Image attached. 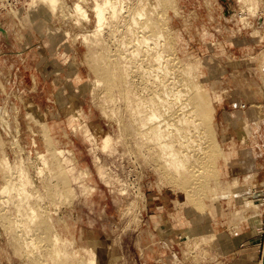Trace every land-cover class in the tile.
Listing matches in <instances>:
<instances>
[{"label":"rangeland","instance_id":"rangeland-1","mask_svg":"<svg viewBox=\"0 0 264 264\" xmlns=\"http://www.w3.org/2000/svg\"><path fill=\"white\" fill-rule=\"evenodd\" d=\"M42 1L0 0V22L48 35L67 65L55 128L0 67V264H229L235 234L194 233L208 199L214 224L244 225L264 264V185L239 183L264 181V0H113L104 17L86 0L91 17L72 24L77 0L57 16Z\"/></svg>","mask_w":264,"mask_h":264},{"label":"crops","instance_id":"crops-1","mask_svg":"<svg viewBox=\"0 0 264 264\" xmlns=\"http://www.w3.org/2000/svg\"><path fill=\"white\" fill-rule=\"evenodd\" d=\"M254 9L255 11L257 10L256 16H258L259 11L256 1L254 2ZM254 14L255 13H253L252 15L255 16ZM263 16L264 15L261 14L258 20L261 19V21L264 22ZM39 20L40 19H38L37 21ZM0 24H3L4 29L6 28L7 31V36H4L2 34L0 41V67L2 66L3 68H5L7 73H11V80L8 83L7 89L13 91L14 94L19 93L20 95L25 94L24 92L26 91L30 96V98L27 99L32 100L37 105L38 111L45 117L47 122L51 123L52 127L55 128L56 126H58L56 125V123L63 122L65 116L63 113L65 105L63 101V93L64 89H66L63 78L64 74H67V65L65 64V62H63L66 57L65 51H63L62 48L55 49L52 46L53 44L51 42V39L49 41L50 37H48V35L44 33L24 34L20 30L7 28V25H9V23L7 24V22H0ZM13 92H11L9 95L4 96L5 105L11 106V104L15 103ZM21 99L22 98H20V100ZM238 101L243 102L242 105H245V109H242V106L240 105V109L243 112H255L256 109H253L255 107V104H253L251 101ZM219 120H221L220 125H222V122L225 121V119L223 120L222 118H219ZM217 136L219 141H221V145L224 149L226 147V138L230 139L231 136H228V132L227 134H225L224 130L220 131L219 128ZM226 149L227 148H225L224 150ZM229 182L232 181H210L209 184L211 188L217 185V190L226 192L227 189L225 186ZM239 183L241 185H245L247 183L249 185H252L253 187L260 188L264 185V181H239ZM259 194L260 193L255 192L252 194V197L256 199V196H258ZM240 197L242 198V196ZM240 197L234 200L240 201ZM212 200L214 199H208L207 203H213ZM212 203L207 205V212L205 216L198 215L197 213L194 214L197 218L200 219L201 222H203L205 219V222L208 223L204 226V228L202 225L193 226L194 233L200 230H205V232L208 234L225 235L226 237H229V234H231L232 236H234L235 234V239H237L238 242L235 244L237 248V254L235 257H232L228 260L229 264H260L259 254L261 252V245L259 243L245 242L243 235L246 233L247 228L242 224H238L237 226H230L228 221H223V224H221L220 227L218 225H215L214 216H210L211 211L209 210L210 206H212V208L214 209ZM257 228L254 229L255 234H257L258 236L260 234L259 232H261V229ZM184 230L185 227H179L178 229H176L177 233L179 234H181ZM104 240L107 244L109 243L108 240ZM247 248L253 251L250 254L251 256L248 258L244 256V254H246Z\"/></svg>","mask_w":264,"mask_h":264},{"label":"bare ground","instance_id":"bare-ground-1","mask_svg":"<svg viewBox=\"0 0 264 264\" xmlns=\"http://www.w3.org/2000/svg\"><path fill=\"white\" fill-rule=\"evenodd\" d=\"M33 2H34V0H32ZM86 0H77V1H75L73 4H72V6H70V8H68L67 10H65V12H64V15L66 16V18H65V20L67 21V19H68V21H67V23L68 24H72V23H74V21H73V19H74V17L75 16H77V15H81V16H83L84 18H87V19H89L91 16H90V13H89V10H88V8L84 5V2H85ZM102 1L103 0H92V2H93V5H92V14H93V16H97V17H104L105 16V14H106V10L104 9V7H106V5L108 4V3H110L111 5H113V0H106V2H105V4L104 3H102ZM115 1H118V0H115ZM244 1H246V0H244ZM42 2H47V4H48V7H49V9L51 10V13L53 14V16H57V15H59V13H60V10H61V7L63 8V6H62V0H43ZM88 2V1H87ZM97 2V3H96ZM243 2V1H242ZM138 3V2H137ZM32 4V3H31ZM88 4V3H87ZM96 4V5H95ZM244 4V6H245V4H248L247 3V1H246V3H243ZM28 6V7H27ZM249 7V9L248 10H250V11H252V13H253V10H254V7H253V5H248ZM247 7V6H246ZM245 7V9L247 10V8ZM5 8V7H4ZM31 8V5L28 3V5H26V9H30ZM25 9V8H24ZM245 9H244V12H245ZM247 10V11H248ZM243 11V10H242ZM243 12V13H244ZM26 13H27V11H26ZM139 13V15H140V17H139V15H138V21L137 22H139V24H140V21L142 22V19H143V17H145V13L143 12V11H140V12H138ZM248 13L247 12H245L243 15H242V19H245V18H247L246 17V15H247ZM246 20V19H245ZM68 31V30H67ZM65 33H67V32H65ZM67 34H70L69 33V31H68V33ZM68 36V35H67ZM10 75V74H9ZM8 79V78H7ZM6 80V79H5ZM96 82L100 85L101 84V81L100 80H96ZM7 83V82H6ZM4 89H3V87H2V91H3ZM69 100V99H68ZM70 105V107H71V104H69ZM12 106L14 107V105L12 104ZM13 107H12V109H13ZM69 107V108H70ZM25 108V107H24ZM71 111H73V113H81V110L80 109H78V110H71ZM26 114H27V112H26ZM28 115V114H27ZM155 119H156V116L155 115H153L152 117H150L149 119H148V121H155ZM161 126L160 125H158V128H160ZM159 131V130H158ZM33 143V142H32ZM5 163L7 164V166L9 165V162H7L8 160L7 159H5ZM12 164V163H11ZM9 167H12L11 165H9ZM42 171V170H41ZM40 171V172H41ZM20 173H21V176H22V178L24 179L25 178V174H23L22 173V171H19ZM25 173V172H24ZM22 185V184H21ZM12 186H14L13 188H15V185L13 184V185H11L10 183L9 184H6V185H4L3 187L5 188V189H7L8 187L9 188H11ZM21 187H23L24 188V186H21ZM21 187H20V189H21ZM25 190V189H24ZM21 191H22V189H21ZM20 191V192H21ZM24 193V191L23 192H21V194L22 195H24L25 196V194H23ZM25 193H26V190H25ZM20 194V195H21Z\"/></svg>","mask_w":264,"mask_h":264},{"label":"built area","instance_id":"built-area-1","mask_svg":"<svg viewBox=\"0 0 264 264\" xmlns=\"http://www.w3.org/2000/svg\"><path fill=\"white\" fill-rule=\"evenodd\" d=\"M4 2H6V5L10 8V7H12V6H17L18 5V1L19 0H3ZM242 109H245V105H243L242 107H241Z\"/></svg>","mask_w":264,"mask_h":264},{"label":"water","instance_id":"water-1","mask_svg":"<svg viewBox=\"0 0 264 264\" xmlns=\"http://www.w3.org/2000/svg\"><path fill=\"white\" fill-rule=\"evenodd\" d=\"M261 24H262V21H261V19H260V20H259V25H261ZM0 31H1V33H2L4 36H7V31L1 27V24H0ZM1 111H2V108H0V112H1ZM7 127L9 128V125H8V124H7Z\"/></svg>","mask_w":264,"mask_h":264}]
</instances>
